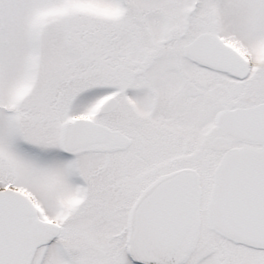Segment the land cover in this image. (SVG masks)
<instances>
[{
    "label": "snow or ice",
    "instance_id": "6c2138e0",
    "mask_svg": "<svg viewBox=\"0 0 264 264\" xmlns=\"http://www.w3.org/2000/svg\"><path fill=\"white\" fill-rule=\"evenodd\" d=\"M0 264H264V0H0Z\"/></svg>",
    "mask_w": 264,
    "mask_h": 264
}]
</instances>
